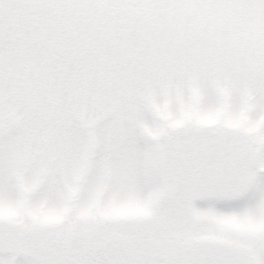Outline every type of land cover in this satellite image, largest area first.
Listing matches in <instances>:
<instances>
[{
  "label": "snow or ice",
  "instance_id": "1",
  "mask_svg": "<svg viewBox=\"0 0 264 264\" xmlns=\"http://www.w3.org/2000/svg\"><path fill=\"white\" fill-rule=\"evenodd\" d=\"M0 264H264V0H0Z\"/></svg>",
  "mask_w": 264,
  "mask_h": 264
}]
</instances>
